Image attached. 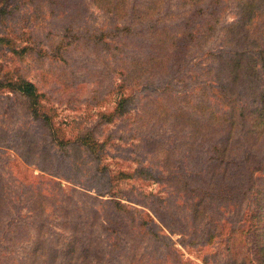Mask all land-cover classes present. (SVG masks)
I'll return each mask as SVG.
<instances>
[{"label": "rangeland", "instance_id": "obj_1", "mask_svg": "<svg viewBox=\"0 0 264 264\" xmlns=\"http://www.w3.org/2000/svg\"><path fill=\"white\" fill-rule=\"evenodd\" d=\"M228 66L245 77L241 105H255L264 0H0V264L93 262L90 249L54 256L70 234L59 230L64 202L45 197L39 217L29 208L31 187L52 189L49 180L65 195L74 187L99 197L115 232L128 222L119 235L93 227L103 253L109 242L131 243L123 232L136 233L141 219L166 238L146 233L137 264H264V129L238 117L223 130ZM209 114L220 132L200 145ZM111 195L138 211H111ZM192 200L203 212H191ZM81 214L69 213L77 227ZM118 255L109 257L126 264Z\"/></svg>", "mask_w": 264, "mask_h": 264}, {"label": "trees", "instance_id": "obj_2", "mask_svg": "<svg viewBox=\"0 0 264 264\" xmlns=\"http://www.w3.org/2000/svg\"><path fill=\"white\" fill-rule=\"evenodd\" d=\"M183 38H184V40L186 39L184 36H183ZM181 47L182 46L180 44H179V46H177V44H175L173 47L174 51L171 54V55L175 54V56H176L175 57L176 65H177V62L179 64L181 61V60H179V57H180L181 51H182L180 49ZM153 60H154V57H153ZM164 62H165V60H164ZM226 71L230 72V75H232V77H231L232 82L230 81V83H233V85L232 86L230 85L228 87L227 86L224 87L222 84H220L221 85L220 90H223L225 88L224 90H226V91H228V93H230L228 95L229 98L226 101L228 103L229 110L231 111V114L228 117L222 118V120L227 123L226 126H223V130L225 132L228 131L229 128H231L235 119H237L239 117V119H241V121L244 120V121H248L249 123H252L253 124L252 126L254 129L257 128V126H259V128L262 131L264 129V101H263L264 91L260 90V92H261L260 100L261 101L258 100L255 105H248L246 103L241 105V102L243 103V101H245V100H242V94L240 92H237L236 89H237V86H239V82H245V77L241 75L242 71L240 70V68H238V70L237 69H229V66H228ZM165 85H167V84H165ZM24 88H25V91L27 92V88L25 85H24ZM254 88H255V85H253V84H251L249 86L250 90H253ZM251 93H254V91H252ZM231 95H233L235 97H231ZM246 102H248V101H246ZM260 103H262V104H260ZM117 106H118L117 110L121 114L123 111L121 109H123L124 106L121 105L120 101L117 103ZM235 111H237V114H234ZM212 116H213L212 114H209L207 119H205V121H206L205 124L203 122V126L205 128H208L207 134H209V135L201 137L200 145L202 144V142L203 143L209 142L212 138L211 137L212 135L216 134L217 132H220V131H216V129H214V128H216V126L218 124L212 120ZM226 119H229L230 122H227ZM222 124H223V122H222ZM194 130H196V127H194ZM252 132L253 131L251 129H249L247 134L249 135ZM250 137L251 136H249V140H250ZM196 138H199V137L197 136ZM185 144L187 145L188 143H185ZM193 145H194V147L195 146L198 147L199 143L195 142L194 144H192V147H193ZM192 147H190V148H192ZM100 154H102V152L101 153L96 152L95 157L100 159L101 157L100 158L98 157V155H100ZM24 161H26V160H24ZM26 164H28V163H26ZM261 164L262 165L264 164V157L261 160ZM96 169H98V168H96ZM211 169L212 168H209V170L207 169V172H209ZM39 170L44 171L43 168H39ZM177 175H179L178 177H180V175L182 177L183 174L178 173ZM184 177H186V176H184ZM182 178H180L181 181H182ZM192 178H195V175L194 176L192 175L191 177L186 178L184 181H186L187 179H192ZM14 181H16V183H17V180H14ZM48 182H49V184H52V186H53L52 189L44 188L40 184H38L36 187H31V189H30L31 193H36L35 194L36 200H33L31 202L32 204H30L31 207H29V208H30L31 212L34 209V211H36V213L34 215L39 217V216H42L43 211H44L43 199L45 197L47 200H49L50 197H52V200L60 197L61 198L60 201L64 202V204H62V205L59 204V206H60L59 207L57 204L58 200L57 199L55 200V206H58L61 210V213H62L61 229H59V230H63V232L66 233L65 231L67 229V230H69L70 234H69V237L66 234L68 239L67 240L65 239L67 242H65V244H64V249L61 248L62 249L61 251L57 250V249H55V250L52 249V252H53L55 257L59 254L58 252H61V253L62 252H65V253L68 252V254L71 256L72 253H74L77 249L80 251L81 254L85 255V253L89 252L88 249H90L91 252H93V255L95 256L94 260H93V262L88 260V261L84 262V264H115L114 261L112 259H110V257H109V255L112 254L113 252H119L118 257H124L125 256L124 261L126 260V264H137V263H139V261L141 259L140 257L137 258V256L139 255L138 251L141 248L140 243L142 242V239H144V235H146V233H151L153 238L159 239L162 245L165 244L164 240H165L166 236H164L160 233V227L161 226H159L157 222H155L154 220H151L150 223H147V222H145L143 220L141 221V219H139L140 221H138L137 227H140V228H138L139 230L136 233L135 232L128 233L129 230L127 232H125V231L123 232L124 235L128 236V239H130V240L132 239L131 243L127 242V245H126V243H122L121 245H117V243L109 242L108 243L109 246L107 247V250L103 253V250H99L100 247L98 246L99 244L97 242L98 237L93 232V227L97 226V225L101 226V228H103L106 232H109V233L112 232L111 234H114L115 230L113 228L107 226L108 225L106 222L107 221L106 217H108L107 216L108 215L107 210H105V208H101V206H100L101 204L99 203L100 200L98 199L99 197L93 196L86 191H82V190L74 188V187L71 188L70 194L65 195L64 193H62V190H63L62 187L63 186L60 182H55L53 180H49ZM192 182L196 183L194 180L188 181L187 183H189V185H191ZM1 186L5 187V184L2 181V178L0 176V188H1ZM40 187H41V189H40ZM57 190H58V192H57ZM109 191L110 190H106L107 193ZM263 192H264V190L260 191V193H262V194H263ZM45 194H46V196H45ZM76 194H79V197H81L83 199L82 201H84V199H85V202H84L85 205L83 207L78 206V204L80 205V203L78 202V200L75 199ZM100 194L103 195V193H100ZM5 196H6V194L3 193L2 198H0V201H1V199L3 201ZM111 196L115 197V200L112 201V205H113L112 208L113 209H111V211H115V212L120 211V212L126 213L129 218L131 217V215L129 213L130 211H132V212L138 211V209L134 206L132 207V206H126V204L124 205L121 201L122 198H120L119 196H117V195H111ZM260 196L257 197L256 209H257V211H260V213H261V209L263 207L262 203L264 202V199L262 200V197H261L262 202L259 203L260 202L259 201ZM0 197H1V194H0ZM39 199H40V201H39ZM6 201H7V199H6ZM202 202H201V200H199L196 203V200H192L191 201V210H192L191 212H194V210L196 211V214L203 212L204 207H198ZM70 206L73 207V210H72L73 213H77L78 216H79V213H82L81 216L83 218L85 216L84 219H86V220H85V222L82 223L83 227L75 226L73 220L69 219V213H72V212H70V208H71ZM13 207L15 208L17 206L14 205ZM105 211H106V213H105ZM141 213H142V211L138 212V216H140ZM140 217H142V216H140ZM133 219H135V216L133 217ZM114 223H117V222H114ZM119 223L121 226L116 231L117 235H119V232L122 230L121 227H127V224H128V222H125L124 220H120ZM145 223L147 225L150 224V227H154L155 229H153V230H152V228H148L147 230L142 229V227ZM39 225L41 226L42 223H40ZM72 231H74V232H72ZM38 232H40V230H38ZM75 232H77L78 235L75 234ZM261 234L262 235L260 238L262 240V239H264L263 238L264 231ZM41 235L42 234H40V233L37 235L36 241H40L39 237ZM60 238H63V237L59 236V235L56 237V244L57 245H59L61 242ZM138 238L140 240H138ZM116 239H118V237H116ZM78 243H79V245H78ZM257 250L260 254V258L264 259V241L263 240L260 242V245L258 246ZM100 254H101V256H99ZM122 263H123L122 261H119L117 264H122Z\"/></svg>", "mask_w": 264, "mask_h": 264}]
</instances>
